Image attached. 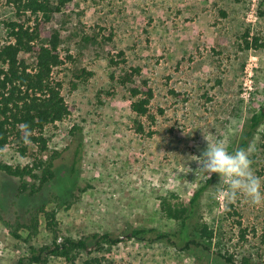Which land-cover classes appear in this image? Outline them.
<instances>
[{
    "label": "rangeland",
    "instance_id": "374dc122",
    "mask_svg": "<svg viewBox=\"0 0 264 264\" xmlns=\"http://www.w3.org/2000/svg\"><path fill=\"white\" fill-rule=\"evenodd\" d=\"M13 15L0 1V46L8 38L4 21ZM54 27L62 29L64 54H73L55 71L73 112L46 127L48 150L31 143L22 153L16 142L0 149V160L14 165L59 151L57 175L37 195L22 192L23 180L0 169V264H19L31 245L56 236L105 232L122 237L100 250L106 264H224L220 254L264 264V203L218 198L225 187L219 174L197 172L198 162L189 159L207 147L203 131L223 139L229 152L240 148L264 101V48L243 44L247 30L264 38V0H74L54 15L48 28ZM85 34L95 39L85 42ZM23 56L35 61L34 54ZM129 66L142 69L137 84L147 80L154 89L155 119L132 110L130 90L118 79ZM244 149L264 178V123ZM203 186L190 225L209 249L131 236L136 227L178 231L181 220L166 214L163 197L189 203ZM204 224L213 239L201 236ZM88 257L79 253V263ZM37 264L67 262L52 257Z\"/></svg>",
    "mask_w": 264,
    "mask_h": 264
},
{
    "label": "trees",
    "instance_id": "16d2710c",
    "mask_svg": "<svg viewBox=\"0 0 264 264\" xmlns=\"http://www.w3.org/2000/svg\"><path fill=\"white\" fill-rule=\"evenodd\" d=\"M4 1L13 7L14 15L4 21L8 38L0 46V149H5L16 142L22 153L28 151L31 143L37 145L41 151H46L49 149L48 138L45 135L46 127L64 120L73 112V107L63 93V81L55 75L56 69L66 60L71 59L73 54L63 52L62 29L48 28V24L56 13L64 12L74 0ZM223 13L226 14L225 11ZM94 39L88 34L83 36L85 42ZM243 44L247 49H261L264 48V38L247 30L243 36ZM27 53L34 54V62L23 56ZM118 55L123 56V62L127 61L124 56L125 51L121 50ZM115 56H111V63L119 64ZM88 74L91 75L92 71H88ZM141 74L140 66H129L118 79L130 90L133 98L132 110L139 116H151L155 119L151 113L154 89L147 80L137 84L136 76ZM263 123L264 101L249 118L240 148L248 146ZM18 125H27V130L22 131ZM139 129L144 130L142 123ZM79 152L80 149H77V154ZM58 153L59 151H55L47 158L35 157L32 163L26 165H14L0 160V169L23 180L22 192L37 195L55 179ZM204 189L205 186L197 189L189 203L163 197L162 208L166 214L181 220V228L178 231L166 232L157 227H136L131 230V236L174 244L182 242L184 248L197 245L209 249V244L193 237L192 234L196 233V229L190 225V217ZM231 205L235 206L234 203ZM235 212L240 214L237 210ZM48 217L49 223L53 224L56 215L49 212ZM239 224L242 225V220ZM30 227L36 230L38 225L33 223ZM198 231L202 237L209 239L214 237V230L207 224L202 225ZM241 237L247 238L246 229H243ZM121 238L120 235L115 236L110 232L94 233L81 238L66 236L63 241H58L56 236L52 243L42 246L31 245L30 254L22 257L19 264L46 263L52 257H62L67 264H80L78 255L83 251L89 255L83 264H106L104 263L106 257L100 255V250L104 248V244H108L110 249L119 243ZM262 241L264 242V230ZM220 258L224 264H239L232 254H220ZM242 264L256 263L252 258L245 257Z\"/></svg>",
    "mask_w": 264,
    "mask_h": 264
},
{
    "label": "clouds",
    "instance_id": "9594fccd",
    "mask_svg": "<svg viewBox=\"0 0 264 264\" xmlns=\"http://www.w3.org/2000/svg\"><path fill=\"white\" fill-rule=\"evenodd\" d=\"M18 127L22 131L27 130V125ZM210 136V133L203 131L207 147L202 150L200 156L189 157L198 162L197 172L219 174V185L225 186L217 194L220 199L236 200L243 195L253 204L264 203V178L254 173L249 150L238 148L229 152L223 139L212 140Z\"/></svg>",
    "mask_w": 264,
    "mask_h": 264
}]
</instances>
